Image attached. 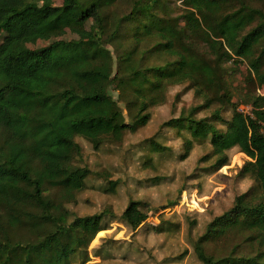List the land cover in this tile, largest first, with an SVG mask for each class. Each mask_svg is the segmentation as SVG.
I'll return each instance as SVG.
<instances>
[{
	"label": "trees",
	"instance_id": "1",
	"mask_svg": "<svg viewBox=\"0 0 264 264\" xmlns=\"http://www.w3.org/2000/svg\"><path fill=\"white\" fill-rule=\"evenodd\" d=\"M117 1L63 0L55 6L48 0L41 6L0 0V39L5 36L0 44V208L5 213L0 264H128V254L137 253L134 240L128 244L110 235L91 245L113 223L138 234L151 224V210L133 199L121 215L112 207L89 216L72 212L66 203L77 202L94 172L75 162L82 157L76 139L95 151L107 142L122 143L127 132L135 134L150 123V110L166 104L171 87L187 83L207 101L201 108L220 106L214 113L223 122L222 110L231 103L223 77L229 62L248 61L264 85V11L252 1L177 0L183 9L176 16V4L168 0H135L122 17L110 11ZM68 31L79 41L28 47ZM246 100L251 115L235 108L226 131L194 119L199 109L161 127L188 129L193 137L188 149L193 141L210 139L216 170L229 165L227 152L239 149L250 159L241 175H250L261 191L258 202L248 194L236 197L233 207L215 217L194 242L202 264H264V96L250 94ZM149 142L155 153L165 150ZM97 175L105 178L103 172ZM118 185L110 182L111 190ZM152 225L156 234L167 230ZM21 229L29 237L15 241L11 234ZM231 234L247 238L228 256L209 252L211 244ZM122 243L125 249L117 245ZM244 244L253 250L238 252Z\"/></svg>",
	"mask_w": 264,
	"mask_h": 264
},
{
	"label": "rangeland",
	"instance_id": "2",
	"mask_svg": "<svg viewBox=\"0 0 264 264\" xmlns=\"http://www.w3.org/2000/svg\"><path fill=\"white\" fill-rule=\"evenodd\" d=\"M43 5L48 0H28ZM55 6H61L63 0H49ZM135 0H119L110 8L117 17L130 13ZM172 7H177L176 16L182 14V2L168 0ZM252 1L254 7L264 11V1ZM239 2L234 7L239 8ZM256 22L253 26H256ZM93 22L87 25L90 29ZM77 34L68 31L63 37L52 41H38L29 44L31 49H39L58 40L79 41ZM5 36L0 39V44ZM264 46V43H263ZM261 49L258 50V52ZM264 71V60L262 62ZM224 85L231 98V103L222 110V120L215 117L214 111L220 106L201 108L207 101L196 95L190 84L170 88L166 104L150 110V123L135 134L127 132L122 143H105L98 151L82 138L76 141L82 148V157L75 162L89 167L93 174L87 179V189L77 195V202L66 203L67 207L79 216L100 214L106 208L112 207L117 215H121L130 200L136 199L148 204L151 210V224L143 227L138 234L132 236L130 231L120 223H113L111 230L98 234L91 249L99 245L101 238L110 235L116 241L130 243L134 240L136 251H131L128 264H202L193 250V244L205 232L207 226L215 217L229 211L236 197L248 194L254 202L261 199V191L254 179L242 176L241 170L250 159L239 149L227 152L229 165L216 170L218 157L214 155L211 140L193 141L188 149L187 141L192 140L188 129L161 128L181 114L189 116L193 109L194 119L212 121L220 130L226 131L225 123L232 117L235 108L248 113L246 107L247 95H263L262 86L255 75L251 73L248 61L238 60L224 66ZM112 97L119 101V92L111 90ZM121 107L125 105L121 103ZM127 116V113H125ZM153 139L165 150L155 153L149 140ZM0 140V145H2ZM103 172L104 177L97 175ZM110 182H117L116 190H111ZM59 197V195H58ZM176 204H179L175 207ZM5 213L0 208V224L5 223ZM152 224L163 225L164 233L156 234ZM150 227V228H149ZM13 239H25L29 233L24 230H14ZM247 236L231 234L227 238L209 246V252L217 257L228 256L235 252V247ZM121 248L125 249L122 244ZM128 248V246H127ZM135 250V249H134ZM252 246L244 244L238 252H250ZM255 250V249H254ZM185 251L188 254L182 260H176ZM193 252V253H192ZM237 252V253H238ZM92 259V258H91ZM93 263H99L94 258Z\"/></svg>",
	"mask_w": 264,
	"mask_h": 264
},
{
	"label": "built area",
	"instance_id": "3",
	"mask_svg": "<svg viewBox=\"0 0 264 264\" xmlns=\"http://www.w3.org/2000/svg\"><path fill=\"white\" fill-rule=\"evenodd\" d=\"M246 108H247L246 111L248 112L247 114H248V115H251V107H246ZM245 114H246V113H245Z\"/></svg>",
	"mask_w": 264,
	"mask_h": 264
},
{
	"label": "crops",
	"instance_id": "4",
	"mask_svg": "<svg viewBox=\"0 0 264 264\" xmlns=\"http://www.w3.org/2000/svg\"><path fill=\"white\" fill-rule=\"evenodd\" d=\"M95 260L96 261L98 260V262H101L102 261L101 258H95Z\"/></svg>",
	"mask_w": 264,
	"mask_h": 264
}]
</instances>
